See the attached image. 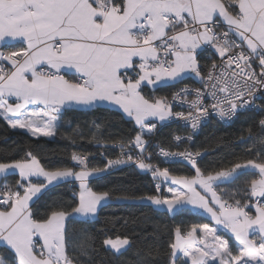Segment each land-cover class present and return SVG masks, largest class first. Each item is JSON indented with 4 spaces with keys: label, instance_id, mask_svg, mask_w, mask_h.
<instances>
[{
    "label": "snow or ice",
    "instance_id": "6c2138e0",
    "mask_svg": "<svg viewBox=\"0 0 264 264\" xmlns=\"http://www.w3.org/2000/svg\"><path fill=\"white\" fill-rule=\"evenodd\" d=\"M0 44V119L11 129L55 137L65 111L104 104L122 110L139 129L127 143L113 142L120 154L103 167L90 166L91 154L80 151L72 152L71 166L48 168L31 150L0 162V246L14 253L15 264H82L69 255L68 222L96 217L113 199L210 217L212 226L174 229L168 244L173 264L181 257L184 264H264V119L260 133L249 136L261 146L258 158L214 170L202 169L205 153L190 146L156 145L162 159L154 165L146 138L157 121H183L195 132L210 115L231 121L254 105L264 93V0H0ZM208 49L220 59L205 74L199 56ZM189 73L203 88L185 87L170 100L143 93L145 86L155 90ZM177 102L187 111H174ZM96 129L92 141L107 147ZM192 139L174 137L177 148ZM177 161L194 174L159 166ZM121 166L150 173L156 193L137 197L91 186ZM249 172L246 187L225 198L221 186ZM9 175L18 177L14 184ZM61 184L73 185L71 210L53 204L38 215L36 200ZM103 244L120 252L131 241L117 236Z\"/></svg>",
    "mask_w": 264,
    "mask_h": 264
},
{
    "label": "trees",
    "instance_id": "16d2710c",
    "mask_svg": "<svg viewBox=\"0 0 264 264\" xmlns=\"http://www.w3.org/2000/svg\"><path fill=\"white\" fill-rule=\"evenodd\" d=\"M212 60L207 52L200 54L199 62L203 72ZM191 83L188 76L177 84L164 85L155 90L144 87L143 93L153 98L169 99L176 88ZM261 119H264V98L258 102L256 109L240 113L231 125L225 126L215 121L206 124L191 146L193 151L205 153L200 167L214 170L230 166L231 163L257 159L261 146L249 139V136L260 133ZM96 125H99L107 147L92 141V135L97 131ZM137 132L135 125L119 111L106 107L65 111L55 137L34 138L25 131L11 129L0 119V162L23 158L31 150L48 168L71 166L72 152L80 151L91 154L90 166L103 167L108 158H116L120 154L119 147L112 146L113 142L123 138L127 143ZM181 132V128L166 124L157 134L158 143L171 148L172 136ZM152 162L157 164L159 160L154 159ZM159 166L171 169L173 174H194V170L187 164L160 163ZM251 178L253 176L249 172L232 183L222 185L225 198L232 197L235 192L246 187V182ZM7 179L10 184H14L17 177L10 175ZM154 183L150 174L139 173L137 168L121 166L102 179L92 180L91 186L98 191L114 188L117 194L131 192L139 197L155 194ZM73 203V185L61 184L49 189L36 200L33 208L39 215L53 204L62 205L70 211ZM200 223L209 221L197 212L169 214L138 200L131 202L113 199L99 209L95 218L86 221L76 218L69 220L68 252L71 258L80 260L82 264H172L168 244L174 229L180 226L187 231L193 224ZM117 236L128 237L130 246L114 252L103 244L105 239ZM82 249L88 254L81 255ZM0 258H3L5 264H15L13 252L4 246H0ZM176 264H184V260L178 259Z\"/></svg>",
    "mask_w": 264,
    "mask_h": 264
},
{
    "label": "built area",
    "instance_id": "2783aa9c",
    "mask_svg": "<svg viewBox=\"0 0 264 264\" xmlns=\"http://www.w3.org/2000/svg\"><path fill=\"white\" fill-rule=\"evenodd\" d=\"M221 31H222V30H221ZM219 59H220L219 57H216L214 60H212V62H213V61H216L217 63H219ZM212 62H210V64H209L207 67H210L211 64H212ZM257 62H258V61H256V64L258 65ZM256 70H257V72H259V67H258V66H257ZM206 72H207V68H206V70L204 71V73L206 74ZM189 77H190L192 83H191V84H188V85H182V86L176 88V89L173 91V93L171 94L169 100L171 99V97H172V95H173L174 93L179 92L181 89H183V88H185V87H187V88H189V89L203 88V85H202L201 83L198 82V79L195 78L194 74H190ZM193 95H194V94H193ZM192 98H193V96H189V97H188L189 100H191ZM263 98H264V93H257V99L255 100L254 105H253L249 110L256 109V108H257V105H258V102H259L261 99H263ZM173 110H174V111H177V112H179V111H185V112H186V111H187V106H186V105H185V106H181L180 103L177 102L176 105L174 106ZM247 111H248V110H247ZM244 112H245V111H244ZM241 113H242V112H241ZM238 116H239V114H238ZM238 116H237V117H238ZM237 117L234 118V119L231 120V121H228V120H221V119H220L219 117H217L215 114L210 115L209 117L206 118V120L201 124V126H200L195 132H193V130L191 129L190 126H185L183 121H179V120H175V119H170V120H168V122L166 123L167 125H175V126H177V127H179V128L182 129V132H181V133H176V134H174V135L172 136V144H171L172 146H171L170 149H171L172 151H178V150H179V151H183L185 148H189V146H190V150H192V149H191V146L194 144V142H195L197 136L201 133V131H202V129L204 128V126H205L206 124H208L210 121H215V122H217V123H219V124H222V125L228 126V125H231L232 123H234V122L236 121ZM166 124H165V125H166ZM163 126H164V125H157V128L155 129V131H154V133L152 134V136H151V137H146L147 139H149L150 144L152 145V147L149 148V151L153 153L152 161H153L154 159L159 160V161L162 159V158L158 157L157 155H155V153H156L157 150H158L157 147H156V145H160V144L158 143L157 134L159 133L160 129H161ZM190 134H191L192 137H193L192 141H190V142H186V143H184V144H181L180 147L177 148V147H176V141L174 140V137L177 136V135H178V136H181V137H188ZM126 150H127V149H126ZM192 151H193V150H192ZM133 154H136L135 150H134ZM145 155H147V153H145ZM173 163L186 164V162H184V161H177V162H173ZM153 164L156 165L155 163H153ZM122 167L136 168L135 166H122ZM148 174H150V173H148ZM150 175H151V174H150ZM154 188H155V193H156L155 183H154ZM251 210H253V209H251Z\"/></svg>",
    "mask_w": 264,
    "mask_h": 264
},
{
    "label": "crops",
    "instance_id": "0c3cea01",
    "mask_svg": "<svg viewBox=\"0 0 264 264\" xmlns=\"http://www.w3.org/2000/svg\"><path fill=\"white\" fill-rule=\"evenodd\" d=\"M221 30H222V29H217V31H221ZM12 43H13V42H8V46H11ZM17 47H19L18 42H17ZM0 50H4V47H3L2 44H0ZM205 52H207V53H208V56H209V57H212L213 59H215L216 57H218V56H216V55L213 54V50H211V49H208V50L205 51ZM257 63H258V62H257ZM189 75H190V73H189V74H186L184 79L188 78ZM184 79H182L181 81H183ZM181 81H180V82H181ZM177 83H179V82H177ZM177 83H170V84H168V85H174V84H177ZM161 86H164V85H161ZM161 86H159V87H161ZM145 87H147V88L150 89V90H153V88L150 87V86H145ZM157 88H158V87H157ZM155 89H156V88H155ZM100 107H106V108H110V109H114V110L119 111V112H120V113H121L126 119L130 120V121L135 125L134 121H132L130 118H128V117L122 112V110H119L116 106H110V105L104 104V105H101ZM78 110H89V109H78ZM167 122H168V121H165V122H159V121H157V125H165ZM135 127H136V126H135ZM136 128H137V127H136ZM137 129H138V128H137ZM17 130H21V129H17ZM22 131H23V130H22ZM138 131H139V129H138ZM9 176H10V175H9ZM15 176H16V175H15ZM16 177H17V176H16ZM17 178H18V177H17ZM74 183H75V182H74ZM169 183H170V182H169ZM54 187H55V186H54ZM163 187H164V195H165V196H169L170 193H168V191H167V186H163ZM172 187H178V186H176V185H172ZM51 188H53V187H50L49 189H51ZM49 189H47L46 191H44L42 195H44ZM42 195H41V196H42ZM41 196H40V197H41ZM154 207H155V206H154ZM160 210H164V211H166V210L163 209V208H160ZM166 212H167V211H166ZM193 212H197V213H200V214L206 216L207 219H208V221H209L210 226H212L213 222L211 221L210 217L207 216V214L203 213L202 211H193ZM250 212H251V214H253V215L255 214V210H254V209L251 210ZM169 214H170V213H169ZM94 218H95V217H94ZM76 219H84V218H76ZM88 219H92V218H88ZM220 231L222 232V234L225 235L226 238H229V237H230V234L227 233L226 230H223V229L221 228ZM233 243H234V241H233ZM106 247H107V246H106ZM126 247H127V246H126ZM108 248H109L110 250L116 252L115 250L111 249L110 247H108ZM9 250H10V249H9ZM122 250H124V249H121V251H122ZM13 254H14V253H13ZM180 259L184 260L183 257H181ZM171 261H172V264H173V258H172V257H171Z\"/></svg>",
    "mask_w": 264,
    "mask_h": 264
},
{
    "label": "rangeland",
    "instance_id": "374dc122",
    "mask_svg": "<svg viewBox=\"0 0 264 264\" xmlns=\"http://www.w3.org/2000/svg\"><path fill=\"white\" fill-rule=\"evenodd\" d=\"M139 173H142L140 170H139ZM143 174V173H142Z\"/></svg>",
    "mask_w": 264,
    "mask_h": 264
}]
</instances>
